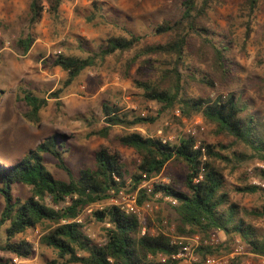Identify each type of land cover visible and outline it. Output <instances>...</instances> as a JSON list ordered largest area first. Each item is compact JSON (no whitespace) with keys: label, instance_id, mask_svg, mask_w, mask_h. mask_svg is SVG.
Instances as JSON below:
<instances>
[{"label":"trees","instance_id":"16d2710c","mask_svg":"<svg viewBox=\"0 0 264 264\" xmlns=\"http://www.w3.org/2000/svg\"><path fill=\"white\" fill-rule=\"evenodd\" d=\"M64 1L31 0L28 33L17 41L22 55L33 49L35 29L44 16L49 14L58 19ZM261 1L245 0L240 4L241 11L252 17ZM230 3L235 0H185L177 20L152 26L151 39L150 35L123 28L126 35H110L98 50L85 57L60 54L44 60L46 66L61 68L67 78L46 97L32 91L25 93L24 101L29 108L25 119L34 125L41 123L42 111L52 99L61 104L65 90L83 72L105 66L115 58L122 63L120 74L132 78L142 99L159 105L160 113L178 110L182 118L189 120L201 116L208 127L215 129V135L229 142L213 144L200 136H188L173 144L138 131L130 132L154 124L157 119L152 116L131 119L116 104H103L101 118L105 126L91 131L88 137L109 139L116 127L123 128L125 133L118 140L123 148L138 155L135 169L129 171L119 149L102 146L95 152L94 166L81 169L75 176L65 162L70 153L69 142L60 134L40 143L20 161L7 164L0 160L3 201L0 234L4 235L0 252L8 256L6 260L1 258L0 264L31 258L34 254L31 244L20 237L38 227L42 229L40 246L56 254L52 264H181L171 259L180 246L161 230L151 233L150 218L141 220L115 204L92 210L85 216L87 210L127 189L137 195L140 207L153 202L159 194L178 200L176 206L169 207L174 215L171 222L180 238L224 233L225 240L219 246L199 248L198 253L204 259L232 254L237 239L248 253L264 256V209H248L232 196L235 192L255 194L261 190L249 184L230 186L226 175V166L233 158L239 163L264 162V118L253 113L236 92L227 89L236 81L231 47L221 40L222 28L210 16L216 7ZM89 18L91 22H106L101 1H93ZM247 27L250 29V24ZM220 87L226 88L228 95L219 93ZM93 123L90 121L89 125ZM226 151H231L232 157ZM46 156L57 161V167L67 173L68 180L55 177L48 169ZM170 163L186 167L183 190L173 177L169 184L156 182L151 191L141 187L145 178L159 177ZM242 175L245 180V174ZM16 186L28 190L26 198L16 195ZM157 220L161 222L159 217ZM90 221L103 225L97 240L86 230ZM143 228L147 230L145 234ZM160 255L169 259L162 262ZM228 264H245L244 258L236 256Z\"/></svg>","mask_w":264,"mask_h":264},{"label":"rangeland","instance_id":"374dc122","mask_svg":"<svg viewBox=\"0 0 264 264\" xmlns=\"http://www.w3.org/2000/svg\"><path fill=\"white\" fill-rule=\"evenodd\" d=\"M93 1L95 0H65L58 19L46 14L35 29V45L25 56L17 48V41L28 33L31 0H0V90L3 91L0 95V160L7 164L20 161L40 143L60 134L65 135L69 142L70 153L65 156V162L75 176H78L81 169L94 166L95 152L102 146L119 149L124 154L129 171L133 172L138 155L134 150L120 145L118 139L125 133L123 128L116 127L109 139L88 137L91 131L101 130L105 126L101 118L102 106L108 102L130 114L131 119L139 116H152L157 119L154 124L142 125L130 132L138 131L144 136L178 144L195 129L196 136L213 144L229 142L223 136L215 135V129L208 127L201 116L189 120L182 118L178 110L160 113L159 105L142 99L132 78H124L120 74L122 63L115 58L110 59L105 66L83 72L65 90L61 104L58 105L52 99L49 106L42 111V121L38 126L25 119L29 112L24 101L26 92L32 91L46 97L60 88L67 78V73L61 68L46 66L44 60L60 54L85 57L98 50L100 44L110 35H126L123 28L150 35L151 39L152 26L165 20H177L180 17L181 4L185 0H99L106 22L90 21ZM241 2L245 3V0H235V3L216 7L210 16L214 24L223 30L221 40H225L231 47L230 58L236 69V81L227 89L236 92L251 106L253 113L264 118V0L249 18L241 11ZM247 24H250V29ZM132 74H135V69ZM227 89L220 87L219 93L228 95ZM90 121L94 122L92 126L89 125ZM226 153L232 157L231 151ZM46 160L48 169L57 179H69L67 173L57 167V161L53 157L46 156ZM226 168L230 186L249 184L261 190L255 194L235 192L232 194L233 198L248 209H264V162L253 160L239 163L233 158ZM233 168L239 169L234 171ZM242 174H245V180L242 179ZM185 175L184 165L170 163L154 182L169 184L173 177L183 190ZM129 184L130 180L127 186ZM15 193L26 198L28 190L16 186ZM130 195L132 194L128 189L124 190L126 198ZM118 201L121 199L118 198ZM114 203L115 201L109 200L95 205L85 212V216L90 215L92 210H102ZM150 203L152 210H147L143 218H150L153 224L150 232L161 230L171 238H180L176 236L175 224L171 222L174 218L169 207L171 204L159 195ZM2 205L0 197V211ZM158 217L161 222L157 220ZM102 227V224L90 221L86 230L97 240ZM214 233L224 242V233ZM41 234L42 229L38 227L20 237L31 244L34 254L27 260L15 259L12 264H52L56 260V254L52 250L40 246ZM3 240L4 235L1 233L0 243ZM235 246L236 241L234 249ZM240 256L244 258L245 264H261L260 259L248 253L246 247L244 254ZM1 258L6 260L8 256L0 252Z\"/></svg>","mask_w":264,"mask_h":264},{"label":"built area","instance_id":"2783aa9c","mask_svg":"<svg viewBox=\"0 0 264 264\" xmlns=\"http://www.w3.org/2000/svg\"><path fill=\"white\" fill-rule=\"evenodd\" d=\"M190 136H196L197 130H191ZM165 142V141H164ZM198 148V147H197ZM158 177H155L153 179L147 180L144 179L142 186L143 188H146L148 191H151L153 188V185L155 184V180ZM198 182V180H197ZM159 197L164 199L165 202L170 203L172 206H176L178 204V200H176L173 197L170 196H162L159 194ZM118 198L121 199V201H118ZM115 201V205L122 206L124 209H126L127 212H131L136 214L141 220H143L145 216V212L147 210H152L151 203L147 202L143 207L138 206L137 204V195L132 194L128 198L124 196V191L120 192L118 196L111 199ZM147 232L146 228H143V234ZM174 243L178 244L180 246L179 252L175 253L171 256V259L173 261H180L181 263L186 264H228L229 259H233L236 256L243 255L245 252V245L241 242L240 239L236 240V246L234 249V252L227 257H216V256H208L207 258H202L200 254L198 253V250L202 246H212L217 247L220 245L221 241L219 237L216 235V233L211 234L207 238H202L201 236L197 235L191 238H173ZM162 262H166L169 258L167 256L160 255L159 256ZM260 259L261 264H264V256H256Z\"/></svg>","mask_w":264,"mask_h":264},{"label":"crops","instance_id":"0c3cea01","mask_svg":"<svg viewBox=\"0 0 264 264\" xmlns=\"http://www.w3.org/2000/svg\"><path fill=\"white\" fill-rule=\"evenodd\" d=\"M2 98H0V100H1Z\"/></svg>","mask_w":264,"mask_h":264}]
</instances>
